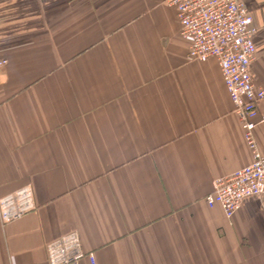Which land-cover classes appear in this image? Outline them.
I'll return each mask as SVG.
<instances>
[{
  "label": "crops",
  "instance_id": "1",
  "mask_svg": "<svg viewBox=\"0 0 264 264\" xmlns=\"http://www.w3.org/2000/svg\"><path fill=\"white\" fill-rule=\"evenodd\" d=\"M188 49L166 0H0V200L35 201L0 219V264H49L70 233L78 264H264V194L231 219L205 201L253 158L218 61ZM255 137L264 155V120Z\"/></svg>",
  "mask_w": 264,
  "mask_h": 264
},
{
  "label": "built area",
  "instance_id": "2",
  "mask_svg": "<svg viewBox=\"0 0 264 264\" xmlns=\"http://www.w3.org/2000/svg\"><path fill=\"white\" fill-rule=\"evenodd\" d=\"M166 4L175 10L180 34L189 41L188 59L206 61L214 57L218 61L252 151L251 163L217 178L205 197L210 207L219 205L231 219L244 199L264 194V155L255 137L256 126L264 120L259 112L264 88L254 83L251 73L258 30L246 0H166ZM6 64V59H0V69ZM34 208L33 190L26 186L0 200V219L6 223ZM82 253L78 235L70 233L48 244V263L78 264ZM86 255L95 264L94 254Z\"/></svg>",
  "mask_w": 264,
  "mask_h": 264
}]
</instances>
